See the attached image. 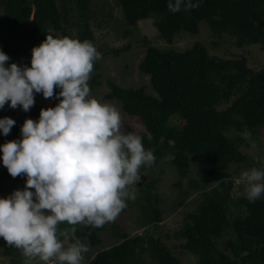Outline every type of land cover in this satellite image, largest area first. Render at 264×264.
<instances>
[{
    "label": "trees",
    "instance_id": "16d2710c",
    "mask_svg": "<svg viewBox=\"0 0 264 264\" xmlns=\"http://www.w3.org/2000/svg\"><path fill=\"white\" fill-rule=\"evenodd\" d=\"M59 2L58 5L55 0H0V51L9 57L5 66L16 63L30 67L31 56L26 53V46L31 52L45 36L69 37L66 27L71 7L67 6L68 0ZM73 2L81 20L77 39L89 40V0ZM192 2H199V7L171 13L167 8L169 0H118L128 23L153 15L152 25L166 43H171L180 31L195 34L202 21L212 34L230 33L236 47L259 44L264 48V0ZM137 68L148 76L152 92H147L143 85L123 87L108 79L109 91L104 98L119 101L121 110L141 123L142 128L135 133L141 136L145 150L152 151L155 156L154 163L148 166L149 174L160 159L167 158L178 174L176 185H180L181 178L186 176L190 163L206 181L215 182L227 177L228 165L242 161L244 155L238 148L241 138H229L225 132L264 126V66L254 70L247 67L244 56L223 59L210 55L205 46L195 40L183 50H160L147 45ZM215 76L221 86L219 82L212 83ZM93 77L91 85L96 84V75ZM59 92V88L54 89L50 106L34 102L28 112H22L10 131L21 135L26 119L38 121L41 109L59 103L55 96ZM221 101L229 102L218 109ZM8 107L6 103L0 109V116L11 118ZM182 110L185 115L180 126H176L171 120L178 119ZM145 130L152 134L151 140ZM170 140L174 141V146L169 145ZM154 183L150 175L149 179L134 184L137 196L133 203L141 212V218L156 225L161 217ZM191 186L196 187L193 183ZM228 191L229 186H221L200 193L194 208L182 217L178 229L181 246L195 256L194 264H264V193L255 201H249L247 197L228 201ZM228 203L237 208L232 216L227 211ZM72 227L76 228L75 238L81 243H99L97 232L103 227L84 224H59L58 238H63L59 235L61 231ZM222 234L228 237L223 240L222 247H218L217 240ZM144 243L151 246L155 264H182L157 239L126 234H122L118 243L96 250L86 264H132V258ZM0 245L4 255L14 254V247L2 238ZM249 253L252 258L248 257ZM11 264L18 263L12 261Z\"/></svg>",
    "mask_w": 264,
    "mask_h": 264
},
{
    "label": "clouds",
    "instance_id": "9594fccd",
    "mask_svg": "<svg viewBox=\"0 0 264 264\" xmlns=\"http://www.w3.org/2000/svg\"><path fill=\"white\" fill-rule=\"evenodd\" d=\"M197 7L199 2L192 0L167 4L171 13ZM100 59L88 40L51 35L32 48L30 67L5 66L9 57L0 51V109L8 103L28 112L34 93L50 99L60 89L55 107L41 109L38 121H24L22 139L0 146L8 173L26 176L24 190L0 199V238L21 249L29 261L82 264L88 248L75 238L76 228L61 231L62 242L58 225L101 228L114 222L126 207L128 186L141 179V166L155 161L139 134L122 130L115 106L90 98L88 81ZM14 124L11 118L0 119V132L8 135ZM238 182L245 185L249 201L264 193V171L257 168L243 171Z\"/></svg>",
    "mask_w": 264,
    "mask_h": 264
},
{
    "label": "rangeland",
    "instance_id": "374dc122",
    "mask_svg": "<svg viewBox=\"0 0 264 264\" xmlns=\"http://www.w3.org/2000/svg\"><path fill=\"white\" fill-rule=\"evenodd\" d=\"M55 1L58 5L60 4L59 0ZM67 6L71 7V10H69V25L66 27V32L69 38L77 39L78 24L81 20L73 0H68ZM89 11L87 20L91 37L88 41L101 54V59L94 62L93 71L88 81L90 98L115 106L121 115L122 130L126 132L135 133L142 128V125L135 116L128 115L121 110L119 101L104 98V94L109 91L106 80H112L115 84L123 87L143 85L147 92H152L148 84V76L137 68L147 45H152L160 50L167 48L183 50L197 40L205 46L210 55H216L223 59H239L244 56L247 67L254 70L264 66V48L259 44L236 47L230 33L212 34L202 21L198 23L195 34L180 31L175 34L171 43H166L157 35L152 25L153 15L149 14L135 23H128L123 17L118 0H89ZM25 51L31 56L29 47L26 46ZM94 75H96V84L91 85L90 82ZM218 82V76L212 77V83L218 84ZM219 85L221 86L222 83L219 82ZM232 98L233 94L229 96L230 100ZM34 101L46 106L51 104V98L45 99L42 93H34ZM228 102L221 101L217 108L225 107ZM22 112L19 105L15 109L8 107V114L15 122L19 120ZM184 115L185 110H182L178 119L171 120L172 123L180 126ZM3 118L0 116V119ZM225 135L232 139L241 138L238 148L244 157L242 161L228 165V176L222 180L206 181L196 166L190 163L186 176L181 178L180 185H176L178 174L167 158L160 159L155 167L150 169L151 174L148 172V166L142 165L139 170L140 180L149 179L150 175L155 180L153 191L157 192L159 196L157 207L160 209V221L153 225L147 222L148 219L141 218V212L133 203V199L137 196L135 186H128V197L125 199L126 207L114 222L105 224L97 232L99 243L96 245L84 243L88 251L83 254L82 264H86L96 250L118 243L122 234L131 237L141 236L142 238L151 236L164 243L182 264H194L195 256L182 248V239L178 235L184 213L192 210L201 197L200 193L211 187L229 186L228 201L237 197H247L245 185L238 182L241 173L253 167L264 171V126L242 127L240 130L230 129L225 132ZM20 139H22L21 135L11 131L8 135L1 132L0 146L6 142ZM25 182L26 176L24 175L13 178L0 159V199L10 196L15 190H24ZM191 183L196 187H192ZM29 190L34 191V189ZM179 200L181 203H178ZM227 211L229 216H232L237 212V208L228 203ZM241 217L243 220L246 219L244 214ZM227 237L226 234H222L217 240V246L222 247L223 240ZM59 239L64 241V238ZM67 243H65V247H67ZM14 249V254L9 257L3 254L0 245V264H11L12 261L18 264H59L58 261L44 262L39 258L29 261L21 249L16 247ZM248 257L252 258V255L249 253ZM132 264H155L151 246L144 243L143 248L137 251L132 258Z\"/></svg>",
    "mask_w": 264,
    "mask_h": 264
}]
</instances>
